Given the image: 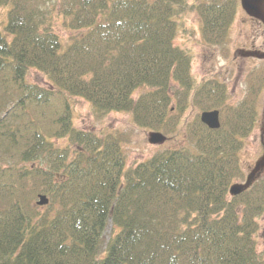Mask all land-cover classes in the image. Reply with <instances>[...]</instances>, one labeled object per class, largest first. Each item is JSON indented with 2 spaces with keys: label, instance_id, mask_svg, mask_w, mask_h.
I'll return each mask as SVG.
<instances>
[{
  "label": "trees",
  "instance_id": "16d2710c",
  "mask_svg": "<svg viewBox=\"0 0 264 264\" xmlns=\"http://www.w3.org/2000/svg\"><path fill=\"white\" fill-rule=\"evenodd\" d=\"M52 1L0 0V10L9 6L0 31V264H264L255 238L264 179L230 195L244 175L263 72L238 105L225 83H197L190 55L174 44L187 0H59L67 26L86 30L64 50ZM196 1L204 40L223 45L238 0ZM30 68L50 88L28 83ZM71 97L154 130L174 128L193 104L219 110L221 127L197 117L187 131L196 152L170 149L125 171L120 138L77 129ZM59 138L79 149L60 148ZM39 192L49 209L58 205L54 214L34 207Z\"/></svg>",
  "mask_w": 264,
  "mask_h": 264
},
{
  "label": "rangeland",
  "instance_id": "374dc122",
  "mask_svg": "<svg viewBox=\"0 0 264 264\" xmlns=\"http://www.w3.org/2000/svg\"><path fill=\"white\" fill-rule=\"evenodd\" d=\"M189 9L178 21V33L174 44L187 51L192 59V74L197 83L209 79H217L228 88V102L238 105L251 89V78L262 71L264 75V0H238V12L231 27L228 39L223 45L208 44L201 32V18L193 4L196 0H187ZM253 7L254 9L249 8ZM59 0H53L47 6L49 21L54 31L59 35L63 50L81 37L86 30L70 29L60 13ZM8 7L0 10V31L5 33L8 22ZM26 81L30 84L50 88L51 80L37 69L30 68L26 74ZM148 89L139 90L138 93ZM73 108V123L78 129L92 131L99 137L114 135L120 138L125 156V170H129L154 155L183 147H190L187 137L189 125L200 116L202 109L190 105L178 118L176 126L170 130H154L139 127L130 112H110L100 115L92 104L80 98H70ZM258 120L251 134L244 140V147L240 153L243 177L235 184H244L246 188L264 179V84L257 101ZM176 114L178 113L176 110ZM154 132H160L166 140L159 144L151 143ZM60 148L70 151L78 150L79 146L68 141L67 138L56 141ZM70 157V156H69ZM49 166V165H48ZM59 179L60 172L55 171ZM39 195L44 193L39 192ZM40 196L33 201L39 213H55L58 205L49 209L50 203L38 205ZM49 198V197H48ZM50 199V198H49ZM259 229L256 233V246L259 256L264 260V215L258 218ZM113 233L111 222L104 232V238L109 240Z\"/></svg>",
  "mask_w": 264,
  "mask_h": 264
},
{
  "label": "water",
  "instance_id": "95a60500",
  "mask_svg": "<svg viewBox=\"0 0 264 264\" xmlns=\"http://www.w3.org/2000/svg\"><path fill=\"white\" fill-rule=\"evenodd\" d=\"M252 8V7H249ZM200 120L203 124H205L209 129L212 130H217L221 127V122H220V112L219 110H213V111H205L201 114ZM166 137L159 133V132H154L151 136V143L153 144H159L164 142ZM245 189V186L242 184H235L230 188V193L233 196H238L240 195ZM38 201V205L40 206H45L49 204V198L46 195H40Z\"/></svg>",
  "mask_w": 264,
  "mask_h": 264
},
{
  "label": "bare ground",
  "instance_id": "6f19581e",
  "mask_svg": "<svg viewBox=\"0 0 264 264\" xmlns=\"http://www.w3.org/2000/svg\"><path fill=\"white\" fill-rule=\"evenodd\" d=\"M7 7L9 8V6H7ZM175 46H176V45H175ZM176 47H177V46H176ZM178 48H179V47H178ZM180 49H181V48H180ZM47 77H48V76H47ZM86 102L92 104V103L89 102V101H86ZM92 105H93V104H92ZM73 116H74V115H73V113H72V118H73ZM73 125H74V123H73ZM77 129H78V128H77ZM62 139H63V138H59V141H61ZM64 139H65V138H64ZM64 139H63V140H64ZM105 148H106V147H105V145L103 144V145H102V150H104ZM191 151L196 152V149H191ZM98 162H100V163H101V162H103V163L105 162V163H106L107 161H106L105 159H103V158H98ZM100 166H101V165H100ZM104 167H105V166H104ZM135 167H136V166H135ZM135 167H134V168H135ZM124 170H125V166H124ZM125 171H126V170H125ZM44 195H45V194H44ZM39 196H40V195H39Z\"/></svg>",
  "mask_w": 264,
  "mask_h": 264
}]
</instances>
